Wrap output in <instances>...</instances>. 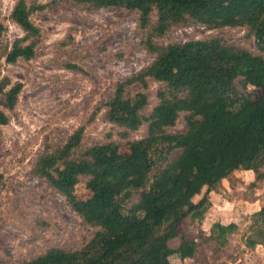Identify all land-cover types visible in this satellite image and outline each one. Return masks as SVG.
I'll list each match as a JSON object with an SVG mask.
<instances>
[{
  "label": "trees",
  "instance_id": "16d2710c",
  "mask_svg": "<svg viewBox=\"0 0 264 264\" xmlns=\"http://www.w3.org/2000/svg\"><path fill=\"white\" fill-rule=\"evenodd\" d=\"M70 1L138 12L144 46L155 59L119 81L99 107L118 127L120 141L109 138L83 148L81 126L35 161L34 174L66 197L94 228L92 237L75 250L54 247L19 264H179L203 253L210 242L217 251L227 250L236 223L215 222L207 232L198 226L195 234L183 226L188 217L201 223L212 207L209 192L233 172L253 171L251 186L264 181V0ZM44 8L27 0L15 4L9 18L25 36L10 45L7 63L36 57L43 34L32 16ZM187 23L243 28L257 53L218 37L164 42L172 26ZM4 32L0 12V59ZM154 82L160 85L153 90ZM250 87L261 90L257 100ZM22 89V82L0 80V134ZM180 118L185 129L173 131ZM143 126L144 135L133 137ZM83 178L91 195L78 199ZM248 232L246 247L264 245V205L250 215ZM173 239L176 248L169 245Z\"/></svg>",
  "mask_w": 264,
  "mask_h": 264
},
{
  "label": "rangeland",
  "instance_id": "374dc122",
  "mask_svg": "<svg viewBox=\"0 0 264 264\" xmlns=\"http://www.w3.org/2000/svg\"><path fill=\"white\" fill-rule=\"evenodd\" d=\"M18 1L0 0L5 26L0 80L6 77L23 83L17 107L0 134L2 264H19L54 247L75 250L92 237L94 228L71 208L66 197L34 174L35 161L41 153L62 146L81 126L85 127L83 148L107 142L109 138L120 141L118 127L104 117V110L99 107L112 95L119 81L133 76L155 59L144 46L146 33L139 27L136 11L121 7L94 9L70 0H27L45 5L32 16L42 30L43 39L34 59L9 64L5 61L7 50L14 40L25 36L23 29L9 18ZM216 37L257 53L254 39L243 28L210 29L199 23L174 25L164 42ZM69 62L78 68L65 67L64 63ZM159 85L154 82L153 90ZM249 91L254 100L260 97L259 88L250 87ZM151 95L154 100L153 92ZM3 100L0 95V102ZM184 129L185 123L180 118L172 130ZM145 131L143 126L133 137L141 138ZM253 178V173L235 171L221 181L215 189L219 194L217 203L203 221L207 228L218 216L223 219L224 214L229 216L228 220H236L238 228L230 243L234 252L229 247L217 251L215 243H210L203 253L179 264H238L244 258L237 249L238 243L249 233L250 215L264 205V181L251 186ZM85 183L83 178L76 187L78 199L91 195ZM197 224L188 217L183 227L195 234ZM169 245L173 246V242Z\"/></svg>",
  "mask_w": 264,
  "mask_h": 264
},
{
  "label": "crops",
  "instance_id": "0c3cea01",
  "mask_svg": "<svg viewBox=\"0 0 264 264\" xmlns=\"http://www.w3.org/2000/svg\"><path fill=\"white\" fill-rule=\"evenodd\" d=\"M248 173H253V171H251V170H248L247 171ZM252 175V174H251ZM253 175H254V173H253ZM254 179V178H253ZM223 181V180H222ZM227 189V188H226ZM209 196H210V199H211V201H212V206L213 205H215V202H216V199L217 198H219V194L217 193V192H215V189L214 190H211L210 192H209ZM218 196V197H217ZM195 197H198V198H195ZM194 197V201L195 202H198L201 198H202V195L200 194V196H195ZM217 203V202H216ZM261 208V207H260ZM260 208H258L257 210H259ZM257 210H255V211H257ZM210 211H212V207H211V210L209 209L208 210V212L205 214V216L202 218V220H201V223H198L197 225L198 226H200L201 227V229L202 230H204L205 232H207V231H209L210 230V228H211V226H212V224L213 223H215V222H221V223H223V224H229V223H236L237 224V221L236 220H228L229 219V216L228 215H226V214H224V216H223V219H221L220 220V218H219V216L217 217V215H216V217H217V219H214V220H212V222L207 226V228H204V224H203V221H204V218L206 217V215H208V213L210 212ZM218 213V212H217ZM220 215H223V213L222 214H220ZM238 225V224H237ZM238 228V227H237ZM233 235V234H232ZM231 235V236H232ZM231 236H230V238H229V245H228V247L230 248V243H231ZM170 242H173V246H171L172 248H176L177 246H178V244H179V242H178V240L177 239H173V240H171ZM169 242V243H170ZM210 243H215V242H210ZM210 243H208L209 245H210ZM207 244V245H208ZM239 245L236 247L237 249H240L239 251H241V252H243V254H244V256L246 255V254H249V256H250V261H248L246 264H264V245L263 244H257L255 247H253V248H249V247H246L245 246V244H244V241H239V243H238ZM207 245H205V246H207ZM215 245H216V243H215ZM227 247V248H228ZM241 247V248H240ZM232 248V253L234 252V250H235V247L233 248V247H231ZM230 248V249H231ZM235 255H237L236 254V251H235V253H234ZM241 260L242 259H240L239 260V263L238 264H242L241 263ZM233 264H236L235 262L233 263Z\"/></svg>",
  "mask_w": 264,
  "mask_h": 264
},
{
  "label": "built area",
  "instance_id": "2783aa9c",
  "mask_svg": "<svg viewBox=\"0 0 264 264\" xmlns=\"http://www.w3.org/2000/svg\"><path fill=\"white\" fill-rule=\"evenodd\" d=\"M248 261H250V256L249 254H246L244 258H242L241 263L246 264Z\"/></svg>",
  "mask_w": 264,
  "mask_h": 264
}]
</instances>
